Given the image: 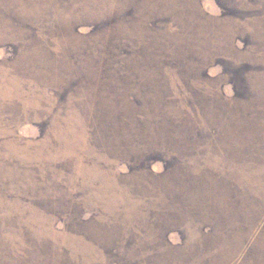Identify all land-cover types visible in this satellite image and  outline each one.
Masks as SVG:
<instances>
[{
    "label": "rangeland",
    "instance_id": "rangeland-1",
    "mask_svg": "<svg viewBox=\"0 0 264 264\" xmlns=\"http://www.w3.org/2000/svg\"><path fill=\"white\" fill-rule=\"evenodd\" d=\"M0 264H264V0H0Z\"/></svg>",
    "mask_w": 264,
    "mask_h": 264
}]
</instances>
